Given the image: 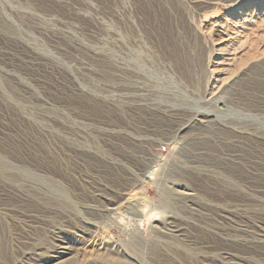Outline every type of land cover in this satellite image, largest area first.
Returning <instances> with one entry per match:
<instances>
[{"label":"rangeland","instance_id":"obj_1","mask_svg":"<svg viewBox=\"0 0 264 264\" xmlns=\"http://www.w3.org/2000/svg\"><path fill=\"white\" fill-rule=\"evenodd\" d=\"M197 1L0 0V158L13 166L0 167V264L49 260L60 241L86 264L101 257L120 264H264V243H250L264 240V68L246 58L264 35V0L246 7L249 21L230 48L218 45L224 33L212 27L215 18H231L220 8L229 3ZM12 43L20 48L7 59ZM228 54L237 60L226 61ZM18 55H31L32 63ZM229 65L225 76L220 70ZM70 77L82 85L79 92L66 83ZM197 107L219 111L227 129L177 135ZM227 152L244 161H225ZM21 167L35 178H24ZM180 183L197 190L195 204L175 199ZM47 184L66 196H46ZM123 189L141 193L142 207L102 214ZM170 220L182 235L163 237ZM98 236L108 240L105 247L95 246ZM136 241L144 255L134 251Z\"/></svg>","mask_w":264,"mask_h":264},{"label":"bare ground","instance_id":"obj_2","mask_svg":"<svg viewBox=\"0 0 264 264\" xmlns=\"http://www.w3.org/2000/svg\"><path fill=\"white\" fill-rule=\"evenodd\" d=\"M212 1V0H210ZM215 1V0H214ZM219 1V0H218ZM224 1L225 3H229L228 5H225L223 8L220 6L221 10L223 11V13H226V14H230L229 16H231V18L229 19L230 21H232V24L230 23L229 20H227V18H215L212 22V27H216L218 29H221V32L222 34L224 33V38H221V40L219 41H222L220 44H218L220 47H229L232 46L230 45V42H234V40H236L238 38V34L237 33H240V30L239 29H243L245 30L246 28V25H247V22L249 21V19L247 20L248 17H245V16H248L246 13V11L248 10L246 7H249L251 4H254V7L256 6H260V4H262L260 0H222ZM197 4L199 5H202L203 7H212V5H215L214 2H209L206 1V0H198L196 2ZM220 3V2H219ZM218 4V3H217ZM217 4H216V7H217ZM211 5V6H210ZM220 5V4H219ZM200 7V6H199ZM201 8V7H200ZM219 8V9H220ZM220 11V10H219ZM222 13V12H221ZM222 13V14H223ZM221 14V15H222ZM223 16V15H222ZM228 16V17H229ZM226 17V16H225ZM262 18V17H261ZM244 26V27H243ZM234 30V31H233ZM243 32V31H242ZM236 35V36H235ZM231 36H232V40H231ZM242 36V35H241ZM223 37V36H222ZM263 37V38H262ZM262 41L261 43L258 44V42H256V40L254 42H252V46L255 48L252 49V51H250L249 55H247V59L251 62L250 64L252 63H257V64H260L263 68H264V35H262ZM259 40V38H258ZM257 40V41H258ZM235 43V42H234ZM217 44V43H216ZM22 46V45H21ZM19 45L18 44H8L7 45V50L6 52H4V57L7 58V59H10L11 57H16L15 55V52L17 51L16 49H19ZM233 48V47H231ZM235 48V47H234ZM219 50V49H218ZM226 50V49H225ZM19 51V50H18ZM232 52V51H231ZM222 53V52H221ZM233 53V52H232ZM108 54V53H107ZM235 54V53H234ZM20 56L21 58V61L23 63H32V59L33 57L31 55H18ZM41 57V56H40ZM227 58L226 61H236L237 60V57L236 55H233V56H230L229 54L227 55ZM240 60V59H239ZM40 61V60H39ZM14 62V61H13ZM135 63V62H134ZM229 63V62H228ZM18 64V63H17ZM232 64V63H231ZM13 65V63H12ZM21 65V64H19ZM260 65H256L254 66L255 68L256 67H259ZM219 66V65H218ZM227 66V65H226ZM251 66L250 65V69L249 71L247 72H251L252 69H251ZM231 65H229L227 68H222L220 71H223L225 76L229 75L230 71H231ZM57 69H59V67H57ZM215 69V68H213ZM10 70V69H9ZM54 70V69H53ZM219 70V69H218ZM219 72V71H218ZM247 72L244 73L245 75H247ZM7 73V72H6ZM9 73L15 77V79H17L18 81H21V77L16 74V72L12 69L9 71ZM49 73V72H48ZM29 74V73H28ZM251 74V73H250ZM244 75V76H245ZM70 76V75H69ZM76 77V76H75ZM222 77V76H221ZM64 79V78H63ZM228 79L224 78V81L226 82ZM45 81V80H44ZM223 81V80H222ZM223 81V82H224ZM239 81V80H238ZM26 82V81H25ZM67 84H70L73 88V92H79L80 89H81V84L79 83V81H77L75 78L73 77H70L68 78ZM18 84V83H17ZM26 84V83H25ZM225 84V83H223ZM237 84V81H235L233 84H231L228 88V91L233 89V87H235ZM56 85V84H55ZM29 87V86H27ZM61 87V86H59ZM146 87V86H145ZM221 87V86H220ZM69 88V87H68ZM67 88V89H68ZM142 88V87H141ZM32 90V88H31ZM57 90V89H56ZM219 90V89H218ZM24 91V90H23ZM37 91V90H36ZM26 93H29L28 91H25ZM35 92V91H34ZM226 92H227V89H226ZM225 92V93H226ZM3 93V91H2ZM39 93V92H38ZM8 94V93H7ZM138 94V93H137ZM142 95V94H141ZM4 96V94H3ZM132 96V95H131ZM38 97V96H37ZM41 97V96H40ZM7 100H8V96L6 97ZM51 97H49L50 99ZM126 98V97H125ZM13 99V98H12ZM53 100V98H51ZM10 100H11V97H10ZM41 101L45 102V100L43 98H40ZM142 100V98H141ZM145 100V99H144ZM47 101V100H46ZM213 101V100H212ZM220 105L221 107H226L228 108L224 102L221 100V99H217L216 100ZM133 102V101H132ZM136 102V101H135ZM46 104L48 103L45 102ZM55 103V102H54ZM134 104V103H133ZM147 104V103H146ZM152 104V103H151ZM17 105V104H16ZM45 105V104H44ZM157 105V104H156ZM57 106V105H56ZM136 106V105H135ZM145 106V105H144ZM154 106V105H153ZM159 106V105H158ZM18 107V106H17ZM45 108V107H44ZM163 109V107H162ZM187 109V108H186ZM190 109V108H189ZM23 110V109H22ZM161 110V109H160ZM173 111V110H172ZM193 111L195 113L191 114L190 117L187 119L186 122H184L181 126H179V128L177 129V135L179 136H182L184 135V133L187 132V130H190L192 128V130H202V129H206L208 130L209 132H211V134H214V133H218L219 131H223L224 129H227V125L225 123H223L222 121V118L218 115V112L219 111H210V110H207L203 107H197L195 109H193ZM25 112V111H24ZM55 112V111H54ZM162 112H164V114H172L173 112H171V110H169V108H166L164 110H162ZM26 113V112H25ZM155 115V114H154ZM159 115V114H158ZM24 117V116H23ZM157 117V116H155ZM168 118V117H167ZM26 119V118H25ZM42 119V118H41ZM165 119V118H164ZM179 120V119H178ZM180 121V120H179ZM264 121V119H263ZM34 122V121H33ZM31 123V122H30ZM229 123V122H228ZM181 124V123H180ZM242 129V127H240ZM39 129V128H38ZM45 129V127H44ZM47 130V129H46ZM111 130V129H110ZM48 131V130H47ZM50 131V130H49ZM117 131V130H116ZM119 131V130H118ZM237 131V130H236ZM41 132V131H40ZM114 132V131H113ZM112 132V134H113ZM194 132V131H192ZM206 133V132H205ZM243 133V132H242ZM220 134V133H218ZM191 135V134H190ZM203 135V134H202ZM201 136V133L200 134H194L193 137H192V141L190 142H193V141H197L199 140V137ZM233 136V135H232ZM181 137V139H182ZM218 137V136H217ZM216 136L212 135V140L213 142L217 143V141L219 140V138H217ZM225 137V136H224ZM187 138V137H186ZM201 138V137H200ZM221 138V137H220ZM229 138V137H228ZM262 138V137H261ZM180 139V141H181ZM226 139V138H225ZM230 139V138H229ZM235 139V138H234ZM136 141H143V139H136ZM185 140V138H184ZM207 140V139H206ZM211 140V139H210ZM227 140V139H226ZM231 141V140H230ZM228 142V141H227ZM194 143V142H193ZM239 143V142H238ZM238 143L234 142L232 143L233 146L235 147H238ZM137 144V143H136ZM189 146V145H188ZM194 146V145H193ZM219 147V146H218ZM200 151V150H199ZM95 153V152H93ZM240 153V152H239ZM96 154V153H95ZM198 156V155H197ZM214 157V156H213ZM222 157L225 161L227 162H230V163H233V164H240L242 163L244 160L241 158V156L237 153H230V152H227V153H223L222 154ZM107 164H109L110 166H115L116 163L112 160H106V159H103ZM258 160V159H257ZM149 162V161H148ZM248 162V161H247ZM250 162V161H249ZM119 162H117L118 164ZM193 163V162H192ZM194 164H197V163H194ZM192 165V164H191ZM255 166V165H254ZM0 167L4 170H8L9 172H12V165L11 164H8L4 159L0 158ZM151 169V166H149L146 170H145V173H147L149 170ZM20 173L21 175H23V177H27V178H35V175L26 170L24 167H21L20 169ZM210 170V169H209ZM218 170V169H217ZM216 171V169H215ZM219 172V171H218ZM247 172V171H246ZM257 173V172H256ZM165 174V173H164ZM168 174V173H167ZM228 175V174H227ZM231 175V174H230ZM145 177L147 175H144ZM167 176V175H166ZM250 176V175H249ZM253 176V175H252ZM261 176H263L261 174ZM8 177H10L12 180H15L16 177L15 175H8ZM253 178V177H252ZM251 178V180H253ZM256 177H254L255 179ZM170 179V178H169ZM174 179V178H173ZM250 179V178H249ZM164 181V180H163ZM173 181V180H172ZM174 181L176 182V180L174 179ZM250 181V180H249ZM167 182V181H166ZM174 182V183H175ZM184 182V181H183ZM169 183V182H167ZM167 183H165V188H167ZM127 186V185H125ZM174 187V186H173ZM262 187V186H261ZM132 188V187H130ZM260 188V187H259ZM263 188H264V185H263ZM262 188V189H263ZM169 189V188H168ZM172 189V188H171ZM122 190V189H121ZM141 194V193H139ZM139 194H137L134 190H130V189H126L124 190L123 189V192L121 193V196H120V200L114 202L113 204H111V206L108 205V207H106L105 209L103 210H100V212L102 214L105 213V215H109V214H112L114 213V211L116 210H122V209H125L127 212L129 209H135L137 208L138 206H140L141 204V199L139 197ZM45 195L46 196H50L52 199H58L57 198V195H60V196H66L65 194H63L59 187L57 186H53L52 184H47V190L45 191ZM146 195V194H145ZM175 199H177L178 201L182 200H187V201H190L192 202V204H195V201L198 199L199 197V194L197 193V190L195 188H189L186 186V184H179L177 189L175 188L174 190V195ZM117 197V196H116ZM142 197V196H141ZM145 197V196H144ZM146 199V198H144ZM176 200V201H177ZM115 201V200H113ZM177 201V202H178ZM186 201V203H188ZM143 202V201H142ZM69 204V203H68ZM143 204V203H142ZM142 204L140 207H142ZM197 204V203H196ZM176 206V203L174 204ZM199 205V204H198ZM169 206V204L167 205ZM192 207V206H191ZM198 208V207H197ZM245 208V207H243ZM138 209V208H137ZM163 209V208H162ZM240 209V208H239ZM251 209V208H250ZM124 210V211H125ZM139 210V209H138ZM93 211V210H92ZM96 211V210H95ZM123 211V212H124ZM137 211V210H136ZM131 212V211H130ZM169 212V211H168ZM167 212V213H168ZM95 213V212H94ZM100 213V214H101ZM248 213V212H247ZM254 213V212H253ZM256 213V212H255ZM140 214V215H139ZM170 215V212L168 213ZM174 215V213H172ZM171 214V215H172ZM137 215L139 216H143V214L138 211ZM136 215V216H137ZM101 216V215H100ZM175 216V215H174ZM169 217V216H168ZM102 218V217H101ZM109 218V216H108ZM137 218V217H136ZM139 218V217H138ZM170 218V217H169ZM142 219V218H141ZM167 220V219H166ZM165 220V221H166ZM169 220V219H168ZM173 220V219H172ZM172 220H170L171 222L169 223V227L167 226H164L163 227V232L162 235L163 237L165 235H168V236H174L175 234H180L182 235V229L183 228L181 226V224L178 226L174 223V221L172 222ZM184 220V219H183ZM166 223V222H165ZM90 227H92L93 229H96L98 230V226L95 225L94 223H89L88 224ZM153 227V226H152ZM160 227V226H159ZM181 227V228H180ZM152 230V229H151ZM184 233V231H183ZM106 235V234H105ZM108 235V234H107ZM149 235V234H148ZM155 235V234H154ZM150 236V235H149ZM152 236V234H151ZM157 236V235H156ZM149 238V237H148ZM136 240V238L134 239ZM151 240H156V237L153 236L151 238ZM133 241V239H132ZM139 241V240H138ZM141 241V240H140ZM239 241V240H238ZM95 242V246H99V247H105L106 244L108 243V240L101 236V237H97L96 240L94 241ZM130 242V241H129ZM143 242V241H142ZM145 242H148V241H145ZM157 242H161V241H157ZM151 243V242H149ZM252 245H255L256 247H258V245L260 243H264V240L263 239H260V238H252L251 239V242H250ZM131 244V243H130ZM146 244V243H144ZM152 244V243H151ZM156 244V243H155ZM128 245V244H127ZM154 245V244H153ZM133 248H134V251L136 250L138 253H146L147 250L145 248V246L142 244V243H138L137 241L136 242H133ZM148 246V245H147ZM261 246V244H260ZM72 247V246H71ZM70 247L69 243L67 242H63V241H60V243L55 246L54 250H52V255L50 256V259L49 260H43L41 262H38L37 264H72L70 261L73 259H76V263L77 264H86V262L88 261V259H82L80 258L81 255L79 253H75V252H72V248ZM150 249V248H149ZM148 249V250H149ZM131 250V249H130ZM133 251V252H134ZM154 251V250H153ZM150 252V251H148ZM152 252V251H151ZM144 255V254H143ZM230 256V255H229ZM90 257V256H89ZM95 261L96 262H100V264H120L118 263L119 261H115V260H111L109 258H106V257H101V258H95Z\"/></svg>","mask_w":264,"mask_h":264}]
</instances>
